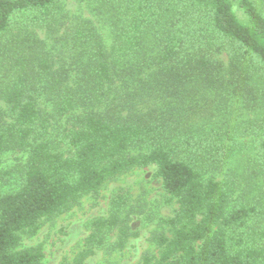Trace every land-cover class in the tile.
Returning a JSON list of instances; mask_svg holds the SVG:
<instances>
[{
  "label": "trees",
  "instance_id": "obj_1",
  "mask_svg": "<svg viewBox=\"0 0 264 264\" xmlns=\"http://www.w3.org/2000/svg\"><path fill=\"white\" fill-rule=\"evenodd\" d=\"M59 1L0 0V165L27 154L0 171V182L19 181L0 193V264H42V247L22 248L23 237L149 167L177 208L150 236L156 254L138 264H264V181L263 197L247 198L264 175V112L235 198L231 143L201 106L209 96L264 106V17L254 2L98 0L110 6L108 45L89 19L57 28ZM127 207V195H112L72 264L124 249Z\"/></svg>",
  "mask_w": 264,
  "mask_h": 264
},
{
  "label": "rangeland",
  "instance_id": "obj_2",
  "mask_svg": "<svg viewBox=\"0 0 264 264\" xmlns=\"http://www.w3.org/2000/svg\"><path fill=\"white\" fill-rule=\"evenodd\" d=\"M169 0H166V2ZM264 17V7L252 0ZM158 4V2L156 1ZM108 4L98 0H60L54 7V16L62 24L56 27L63 29L72 24L75 17L89 19L98 28L106 44L110 45L111 35L106 11ZM171 8V7H168ZM58 24V22H56ZM40 39H45L43 32L38 31ZM51 43L48 42L49 45ZM224 62L226 63V59ZM206 97L201 102L205 106L209 120L218 134L231 143L228 162L225 171L238 177L241 183L235 198L241 194L246 182H241L244 174L245 162L253 156L252 137L249 134L251 126L256 124L257 118L263 115L264 106H251L241 98L224 99ZM45 110L51 113V107L46 105ZM213 111L215 116H210ZM65 120V119H64ZM64 120L62 122H64ZM198 124L202 120H197ZM59 125V124H55ZM27 154L8 153L3 156L0 171H8L25 162ZM259 174V173H258ZM0 182V193L15 191L19 181L15 178ZM264 175L255 176L250 200L263 197ZM121 192L128 197L127 211H130L131 236L121 251L97 250L83 264H138L146 252L156 254L149 242L151 234L159 229L161 220L173 216L177 206L167 204L161 181L156 175L155 167L134 169L129 173L107 183L96 197L84 198L70 212L60 216L52 222L44 223L39 233L33 238H22L21 247L41 246L44 254L42 264H72L76 255L82 250L83 243L89 234V225L92 220L105 216L112 195Z\"/></svg>",
  "mask_w": 264,
  "mask_h": 264
}]
</instances>
